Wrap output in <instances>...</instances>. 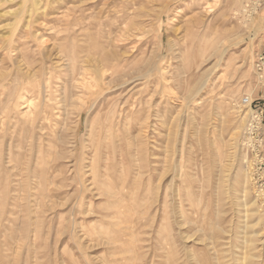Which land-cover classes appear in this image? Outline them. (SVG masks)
Here are the masks:
<instances>
[{
	"label": "rangeland",
	"instance_id": "374dc122",
	"mask_svg": "<svg viewBox=\"0 0 264 264\" xmlns=\"http://www.w3.org/2000/svg\"><path fill=\"white\" fill-rule=\"evenodd\" d=\"M252 1L0 0V264H241L245 222L264 264ZM72 60L113 68L89 104L19 113L41 80L61 105Z\"/></svg>",
	"mask_w": 264,
	"mask_h": 264
},
{
	"label": "bare ground",
	"instance_id": "6f19581e",
	"mask_svg": "<svg viewBox=\"0 0 264 264\" xmlns=\"http://www.w3.org/2000/svg\"><path fill=\"white\" fill-rule=\"evenodd\" d=\"M247 9H244V12ZM67 54H65L66 56ZM107 56V55H106ZM68 57V56H67ZM69 59V57H68ZM71 59H75L73 57H71ZM69 61V60H68ZM94 62H97L94 58H93ZM108 63V62H107ZM68 64V63H67ZM106 64V63H105ZM110 65V64H109ZM102 67L103 73L102 75H98L96 74L94 75H90L86 72V70H82V68L77 65L74 60L71 61L70 64V78H71V90L68 89V91L63 93L62 99H61V105H59L60 101H55L53 97H50V101L52 102H56L58 103L57 106L54 104H50V103H46V99L43 98V94H44V89L43 87V81H39L37 86H35V91L37 93V97H38V103L33 104L32 102H30L29 100L24 101V103L22 105H24L21 108H27L29 106V109L27 111H19V113H22L23 115L27 116L30 118V121L34 124L38 123L39 120L41 119V115H44V117L46 119L51 120L52 116H54L55 114H58V112H53L54 110H56L57 108H61L60 110L65 111L66 114H68L71 111V108H77V106L80 104L81 108L83 109L86 105L89 104V102L91 101V99L93 98V95L96 93V87L98 86V84L100 83V79H103V77H105L106 71L112 72L110 71L111 69H113L112 67L106 68ZM45 71V69H44ZM69 72V71H68ZM43 74V73H42ZM69 75V73H67ZM98 75V76H97ZM107 78V77H106ZM46 81V79H45ZM111 81L108 82V84H110ZM48 83V82H47ZM51 83V82H50ZM190 85V84H189ZM49 86V85H48ZM199 86V85H198ZM203 85L199 86L200 88ZM69 87V86H68ZM53 88V87H52ZM83 89L84 94H87V102L85 101V99H83L82 94H79V91H76V89ZM63 89V88H62ZM65 89V88H64ZM193 89H197V86H195V84L193 85V87L190 86V88H188L187 90V95L186 98H189ZM52 91V89L50 90ZM54 91V90H53ZM68 93H70L69 98H68ZM61 94V93H60ZM20 105V106H22ZM19 106V107H20ZM33 106V107H32ZM88 107V106H87ZM9 106H7L6 109H8ZM110 112V111H109ZM6 113V111H2L0 110V115H2V119L0 122H3V114ZM19 115V114H18ZM31 115V117H30ZM105 116V115H104ZM0 117V118H1ZM110 118V122L113 121V116H111ZM10 119V118H9ZM20 119V118H19ZM109 119V118H108ZM102 121V120H101ZM100 122V121H99ZM103 122V121H102ZM105 122V121H104ZM107 122V121H106ZM108 124V123H107ZM92 132V131H91ZM66 141V140H65ZM63 145V144H62ZM12 146V145H11ZM92 188H96V183L93 182L92 184ZM246 191V190H245ZM242 206V204H240ZM248 211V210H247ZM255 213V212H254ZM256 214V213H255ZM243 233L244 235L248 234L251 237L257 235L256 231L253 228V224H249L248 222H245V224L243 225ZM248 228H250V231L248 230ZM247 229V230H245ZM249 231V232H248ZM249 236H247L246 238H243V243L244 246L242 247V253H241V257L237 258L236 261L241 262V264H247V260L249 258V256H252V254H248V247H250L252 244L256 243L257 240L254 238H248ZM261 240V239H260ZM215 264H222L219 259H217V261L215 262Z\"/></svg>",
	"mask_w": 264,
	"mask_h": 264
},
{
	"label": "built area",
	"instance_id": "2783aa9c",
	"mask_svg": "<svg viewBox=\"0 0 264 264\" xmlns=\"http://www.w3.org/2000/svg\"><path fill=\"white\" fill-rule=\"evenodd\" d=\"M251 4L253 5V8H254L255 10H257V9H259L260 5L264 4V0H253ZM249 5H250V4H249ZM250 7H251V6H250ZM261 57H262V58H261V61H263V60H264V56H261ZM259 70H262V66H259ZM244 102H245V103H249V102H250V101H249V98H248V97L244 98ZM251 126H252L251 130H254L255 127L253 126V124H252Z\"/></svg>",
	"mask_w": 264,
	"mask_h": 264
}]
</instances>
